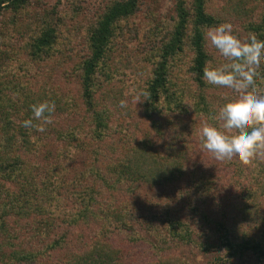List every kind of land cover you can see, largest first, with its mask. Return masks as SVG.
<instances>
[{
    "label": "trees",
    "instance_id": "16d2710c",
    "mask_svg": "<svg viewBox=\"0 0 264 264\" xmlns=\"http://www.w3.org/2000/svg\"><path fill=\"white\" fill-rule=\"evenodd\" d=\"M215 1L174 0L173 14L160 21L155 0H106L96 11L76 0L68 9L41 11L23 10L30 0H0V15L17 20L21 11L31 18L19 26L11 21L21 30L25 73L5 80L0 60V177L13 186L2 195L0 264H133L122 246L142 243L143 264H190L173 253L183 246L211 254L206 264H242L249 257L264 264V159L216 161L199 135L237 98L203 79L206 66L226 62L205 34L231 17L241 20L233 29L237 38L254 33L264 42V0ZM142 9L149 30L141 33L135 20ZM77 19L84 24L72 29ZM79 31L86 37L78 65L83 122L73 120L76 111L55 106L51 119L65 113L72 127H22L32 118L30 105L55 99L42 85L34 89L32 71L57 66L51 59L57 45L69 46ZM10 54L0 51L5 59ZM254 91L264 94V65ZM36 92L42 95L35 98ZM84 127L93 147L79 143ZM51 141L73 142L87 154L78 162L75 151L62 144L52 149ZM203 155L206 164L197 158ZM221 171L228 173L222 184ZM152 189L167 200L159 210L141 199ZM208 199L214 213L206 209ZM11 218L21 221L16 231ZM60 250L66 258L55 263L52 253Z\"/></svg>",
    "mask_w": 264,
    "mask_h": 264
},
{
    "label": "rangeland",
    "instance_id": "374dc122",
    "mask_svg": "<svg viewBox=\"0 0 264 264\" xmlns=\"http://www.w3.org/2000/svg\"><path fill=\"white\" fill-rule=\"evenodd\" d=\"M75 0H30L29 5H27L23 10H29V9H36L38 8L40 11L43 9H50L53 6H57L58 9H68L69 5L71 2H74ZM78 1L82 6L85 7L86 11H96L98 10L106 0H76ZM156 2V14H157V19L160 21L168 20L173 14V5H174V0H155ZM216 2V1H215ZM220 3L216 2V5H222L224 3V0H219ZM260 2V1H259ZM253 0H249V4H252ZM226 5V4H225ZM263 7V4L261 3L260 6H256V9L259 10L260 8ZM22 10V13H24ZM145 10V7H144ZM18 19H14L11 17H8V13H1L0 15V51L3 52L5 50H10L11 54L9 56V59H5L3 57L0 58L1 62H3V65L1 66V74L2 76L8 80H14L15 82L17 81L18 75L21 73H25L24 70L26 67L29 66V64H25L24 61L25 58L23 57L24 55L22 54L23 50L21 48L22 46V35H21V30H17L15 27L11 26L13 25L11 23L14 22L17 26L21 25V23L24 22H29L31 18H26L29 15H23L21 17V11L18 15ZM26 18V19H25ZM55 19V17H52ZM145 15L143 14V9L141 10V13H139L137 20H135V23H138L140 25H143V29H140L139 26L137 28L139 29V32H147L149 29L147 26H145L146 19ZM240 21L237 19H233L229 17L227 20H225L226 23H229L232 25L233 29H238L240 28ZM77 19V22H72L70 24L71 28H75L78 25L83 26L84 22ZM155 39H160V36L158 35L157 38ZM71 44L69 43V46L63 45L62 43L57 45V48L54 52V55H52L51 59L57 63V66H54V68H49V67H43L39 71L38 70H33L36 67V63H33L31 65V68L29 67L28 69L32 71V75L36 78L38 81L35 90L39 85H42L44 88V91L50 93L49 95L54 97L55 99L53 100L55 103V106L58 108H63L65 109L64 111H71L74 112L76 111L75 114H73V120L75 122H83L82 117L84 115V112L82 110L83 104L82 100L80 97V92H79V70H78V65L80 61L82 60V55L84 51L86 50V37L84 34V31H79L75 36H72L70 38ZM22 51V52H21ZM45 62V61H44ZM43 64H49V61ZM53 69V70H52ZM52 70V77L49 78V71ZM31 75V72L29 73ZM29 75L24 74L23 76V81H21V84H25L28 80ZM100 82V81H99ZM20 84V81H19ZM45 92V93H46ZM38 95H42V93H34V97H38ZM58 97V98H57ZM101 95L99 98L101 99ZM103 100V98H102ZM57 101V102H56ZM64 115V116H63ZM60 114L59 116H56L51 119V123L54 124L55 126L57 125L58 128H65L66 127H72L71 125L74 124L73 120H68L65 113ZM84 120V119H83ZM65 123L69 124L66 125ZM114 123V122H113ZM114 127H118L116 124H113ZM88 127H84V129L81 131L82 136H80L79 143L83 142L85 143V148L89 144L92 145V147L97 144L94 142V140L90 141V135L88 134ZM109 141V140H108ZM107 141V142H108ZM58 146H63L67 147L69 150L75 151V157L76 161L80 162L83 160L84 156L87 154V151L83 148H79V146L75 149L73 142L71 143V146L69 147L68 143L66 141L62 142H52L51 141V148L55 149ZM202 154V152H201ZM196 155L194 154L191 156V159L195 158ZM200 162L202 163H208L210 161V158L208 156H199L197 157ZM219 174V180L220 183H226L227 178H228V173L226 172H220ZM10 182L5 181L0 177V211L1 207L3 206L4 202L2 199V195L4 194V190L9 186ZM9 188L13 189V186ZM161 192V190L156 191L152 189V191L145 192V197L142 195V201L145 204H151V208L155 206L157 210H159V203L166 202L167 200L164 198H159L158 195ZM152 197V198H151ZM210 199V197H209ZM208 199L206 209L208 210V213L212 212L214 213V210L216 209V206L214 203H212L211 200ZM21 224V221L18 223H15L13 221V218L10 219V229L15 230L19 229V225ZM21 230V229H20ZM16 231V230H15ZM19 238L16 240V244L21 242V232H18ZM85 235L87 236L88 233L86 232ZM114 241H117V236H114ZM143 244V243H142ZM139 244L138 246H126L124 244L125 253L131 258L133 264H143L145 261L144 256V250L146 248L145 245ZM13 248L12 247H6L4 246L3 249L5 251H9ZM173 253L175 254H182L185 258H187L188 262L190 264H206L207 258H211V254L207 253H200V252H195L191 247L189 246H183L180 248H175L173 249ZM56 254L54 255L55 263H59L60 259L65 260L66 258V253L64 250H60L58 253L55 251ZM15 264H26V263H18L15 262ZM36 264V263H32ZM242 264H257L255 259L252 257H249L248 259L246 258L245 262Z\"/></svg>",
    "mask_w": 264,
    "mask_h": 264
},
{
    "label": "clouds",
    "instance_id": "9594fccd",
    "mask_svg": "<svg viewBox=\"0 0 264 264\" xmlns=\"http://www.w3.org/2000/svg\"><path fill=\"white\" fill-rule=\"evenodd\" d=\"M206 39L225 59V63L203 69V79L210 85L229 90L236 99L223 104L216 116L215 125H204L199 132L202 147L219 162L238 160L249 164L264 159V94L254 91L258 71L264 65V42L254 33L246 40L233 34L232 25L220 24L210 28ZM144 96L149 93L144 92ZM124 107V102H121ZM32 118L22 121V127L45 131L51 123L55 103L42 101L30 105ZM33 120L40 121L33 124Z\"/></svg>",
    "mask_w": 264,
    "mask_h": 264
}]
</instances>
